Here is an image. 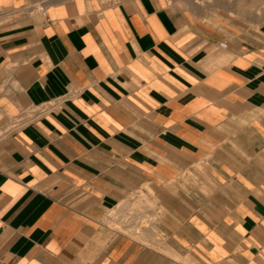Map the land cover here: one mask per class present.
Segmentation results:
<instances>
[{
  "label": "crops",
  "instance_id": "crops-1",
  "mask_svg": "<svg viewBox=\"0 0 264 264\" xmlns=\"http://www.w3.org/2000/svg\"><path fill=\"white\" fill-rule=\"evenodd\" d=\"M0 264H264V28L0 0Z\"/></svg>",
  "mask_w": 264,
  "mask_h": 264
},
{
  "label": "rangeland",
  "instance_id": "rangeland-1",
  "mask_svg": "<svg viewBox=\"0 0 264 264\" xmlns=\"http://www.w3.org/2000/svg\"><path fill=\"white\" fill-rule=\"evenodd\" d=\"M202 1L205 3L207 0ZM214 1L212 7L203 8L195 5L194 0H168L194 20L212 27H220L227 33L241 35L264 28V0ZM130 211L133 213V209ZM146 219H136L133 229L137 230L142 223L149 224L151 217L147 216Z\"/></svg>",
  "mask_w": 264,
  "mask_h": 264
},
{
  "label": "bare ground",
  "instance_id": "bare-ground-1",
  "mask_svg": "<svg viewBox=\"0 0 264 264\" xmlns=\"http://www.w3.org/2000/svg\"><path fill=\"white\" fill-rule=\"evenodd\" d=\"M195 5H198L203 8H210L214 5L215 1L214 0H207L205 3L202 0H194ZM189 5V4H188ZM263 5V4H262ZM196 7V6H195ZM226 7V6H225ZM261 7V6H260ZM264 7V6H263Z\"/></svg>",
  "mask_w": 264,
  "mask_h": 264
}]
</instances>
